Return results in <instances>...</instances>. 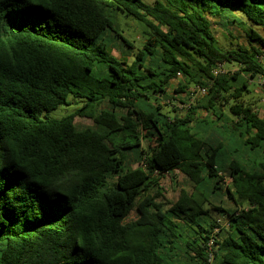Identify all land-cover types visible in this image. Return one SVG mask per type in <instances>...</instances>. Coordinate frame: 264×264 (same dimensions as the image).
<instances>
[{"label": "trees", "instance_id": "trees-1", "mask_svg": "<svg viewBox=\"0 0 264 264\" xmlns=\"http://www.w3.org/2000/svg\"><path fill=\"white\" fill-rule=\"evenodd\" d=\"M237 10L248 46L226 48L210 17ZM262 53L264 0H0V264H264ZM176 80L191 100L166 110Z\"/></svg>", "mask_w": 264, "mask_h": 264}, {"label": "rangeland", "instance_id": "rangeland-1", "mask_svg": "<svg viewBox=\"0 0 264 264\" xmlns=\"http://www.w3.org/2000/svg\"><path fill=\"white\" fill-rule=\"evenodd\" d=\"M148 1V0H147ZM153 0H150V2ZM235 16L238 18V22H234L231 24H228V27L225 25L227 23V19L226 18H220V17H210V20L212 21V28L213 31L217 37V39L220 41V43L226 47H236L238 45H242V46H248V39L246 37L245 34V30L247 28H249L251 25L249 23V21H247L246 16L240 12L239 10L235 11ZM126 21V19H124L122 17L121 22ZM127 24L123 25V29L126 30L127 33L123 32L124 36H127V39H129L132 43V45L134 46V48L128 49V47H126L124 45V43L122 42V40L118 37H115L112 46V53L113 55L124 59L127 55L128 52L133 51V53L137 52V49H139L142 46V43L144 42L143 39L141 38V28L139 27V25L137 24L136 21L133 20H127ZM256 29L259 32H263L262 29L258 26H255ZM129 61L133 60V56H129L128 57ZM225 69L227 70V72H233L237 69L236 65L233 64H225ZM176 86H178V80L174 81L171 85L170 88V96L168 97H163V103L166 107V110H170L173 109L174 107L178 106L181 108L183 106V104H181V101H187V100H191L190 98L187 99V95L184 93H176L173 89H178L176 88ZM253 87V85H252ZM255 93L254 95L250 94L249 97H253L256 96L255 94L259 95V98L262 97L261 101H260V106H259V114L261 117H264V109L262 107V101L264 100V90L259 89V87H255ZM73 104L69 105V106H59L57 109L53 110L51 112V116L53 118H61L67 114H70L72 112H74L76 110V108L79 107V103L75 102V100H72ZM177 105V106H176ZM262 107V108H261ZM104 108V107H103ZM202 110V109H201ZM201 116L203 118L207 117V112L205 110L200 111ZM209 115V114H208ZM75 123L77 125V127L79 128H85V127H89V126H93L94 122L91 118L89 117H80L77 116L75 118ZM150 140V139H149ZM155 142L154 140L148 141V140H144V145L146 147L148 146H154ZM135 167V166H134ZM226 183H231V178L227 177ZM161 185L164 188V198L158 199V201H162L167 203V207H170V202H174L178 199L179 193H180V189L182 187H186L188 189H190V181L189 179L182 174L179 171H175L173 173V175H166L164 178H162L161 180ZM220 200L225 201L226 204L230 205L231 208H234V205L232 202H228L229 200L227 199L226 196H222L221 198H219ZM169 203V204H168ZM212 215L214 217H219L217 213H212ZM137 217L135 212H132L129 217H128V221L134 220Z\"/></svg>", "mask_w": 264, "mask_h": 264}, {"label": "built area", "instance_id": "built-area-1", "mask_svg": "<svg viewBox=\"0 0 264 264\" xmlns=\"http://www.w3.org/2000/svg\"><path fill=\"white\" fill-rule=\"evenodd\" d=\"M257 58H258L259 62L264 66V53L258 55ZM226 72H227V70L225 69V64H220L214 70L215 74H221V73H226ZM251 82L256 84L259 87V89H261V90L263 89L264 90V75L259 76V77L255 78V79H252ZM191 91H193L195 93V96H197V95H205L207 93V89L206 88L199 87V86H197L195 88H192ZM262 107L264 109V100L262 101ZM218 220L220 221V219H218ZM213 242H214V240L211 239L210 240V244L213 245ZM212 257H213V254L211 253L210 259H212Z\"/></svg>", "mask_w": 264, "mask_h": 264}]
</instances>
